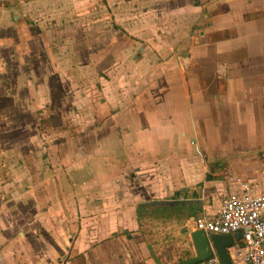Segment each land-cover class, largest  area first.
I'll return each instance as SVG.
<instances>
[{
  "label": "crops",
  "instance_id": "crops-1",
  "mask_svg": "<svg viewBox=\"0 0 264 264\" xmlns=\"http://www.w3.org/2000/svg\"><path fill=\"white\" fill-rule=\"evenodd\" d=\"M8 2L4 14L50 4V14L34 16L79 19L51 31L82 28L83 48L99 51L90 61L99 73L91 85L78 79L85 73L74 61H66L73 67L63 76L59 63L51 75L25 70L12 82L0 70V99L8 102L0 110V177L7 178L0 186V264H155L136 209L173 199L197 206V218L215 215L220 202L209 209L204 147L219 149L223 130L234 145L262 142L242 131L264 129V0ZM41 109L40 132L34 114ZM14 114L32 116L22 140L9 138L10 130H27L23 122L10 126ZM16 162L20 169L12 168ZM249 178L232 175L228 188L215 186L230 194L243 182L250 194H264V181ZM189 222V230L180 228L187 236L195 231ZM187 246L172 264L193 257L189 238Z\"/></svg>",
  "mask_w": 264,
  "mask_h": 264
},
{
  "label": "rangeland",
  "instance_id": "rangeland-1",
  "mask_svg": "<svg viewBox=\"0 0 264 264\" xmlns=\"http://www.w3.org/2000/svg\"><path fill=\"white\" fill-rule=\"evenodd\" d=\"M8 4V0H0V28L3 26L10 27L7 31L0 33V60H10L8 67L1 65L0 70L3 69V71H5L4 69H6L5 74L8 77V80H11L12 82L13 77L20 79L25 70L30 71V74L33 73V71H36L38 75L47 71L51 75L52 69L54 68L52 63H54V65L59 63V66L57 64L58 73L63 76L67 72L65 67H68V65L73 67L71 62L66 65V61H74V64L78 66L79 69H84L85 74H83L84 76H80L78 78L79 80H87L88 82L94 80V77L99 73V70L97 69V66L91 65L90 61L97 58V56H94V53L97 54L99 51L90 49L86 50L83 48L84 34L82 33V28L80 29L82 32H80L77 28L72 27V35L65 31L57 32L55 34L51 31L53 24L58 25L61 23V25L64 26L66 24L78 22L79 19L73 20L67 17H59V21L57 18L49 16H34L35 14L40 13L50 14V4L45 6L42 5L40 7L34 6L33 9H30L28 12L32 15L31 17H28L26 10H21V8H17L15 11L12 8L11 12L4 14L3 9L1 8H6ZM64 12L65 11H63V13ZM22 13H26V15L23 16ZM13 16L17 17L14 21ZM83 20L85 22L88 21V19L84 18ZM80 21H82V19H80ZM91 21H100V18ZM76 31L77 33H74ZM95 35L97 38L100 36L99 34ZM195 35L196 38L201 36L197 35V33L190 34V36ZM18 57H25L28 61V65L16 66L14 60H17ZM51 59L54 61L51 62ZM85 61H89L91 66L88 67L86 64L80 65L81 62L84 63ZM54 73H57L55 69ZM14 74L15 76H13ZM2 77V71H0V79ZM45 81L48 83L44 86L48 89L56 88V85L52 82L53 80ZM88 84L92 85V82ZM52 103H54L55 107L60 108L61 113L63 111L67 112V108L62 110V106L60 107L58 105L56 99L52 101ZM7 106L8 102L4 99H0V110ZM40 112L39 113L42 114V116H39L38 113L34 115L36 123L39 125V131L41 132V128H46V124H44L45 119L43 120V117L45 118L46 114H43L44 112L42 109ZM62 114L65 115L64 113ZM0 116H2L1 113ZM67 116H69V114H67ZM55 117L51 114L49 121L53 122V118ZM69 121L70 118L68 122ZM21 122L25 123L27 128L25 134L19 132L17 129L10 130L11 134L9 132V138L13 140H22L24 136L27 137L31 133L28 128L32 124V116L30 114H26L25 116H17L14 114V117H12V120L10 121V126L19 127ZM68 124L70 125L71 122ZM64 125L67 126L66 123H64ZM219 133L220 136L221 133H225L227 136L224 139H221L222 144H220L221 147H219V149L217 148V145L204 147V154L209 155V161H204V164H207V171L204 178H208L206 182H211L213 185L212 197L209 196L207 198L210 210L215 208L216 204L221 202L222 199L229 194L228 190L225 193L221 191V194H219L218 186L215 185L221 183L224 188H228L230 185L229 182H231L229 179L232 175L245 176L248 177V179H250L249 177H253L254 179H261L264 181V129L251 130L249 132L242 131L243 135H247V133L249 134L246 138H249L250 141L253 139L256 141H262L256 145H234L229 138L231 136L229 130H223V132ZM1 137L2 135L0 134V138ZM223 140H226L227 143H229L230 148H226L227 145ZM21 164V162H16L12 168L20 169ZM0 168H2L1 164ZM6 181V177H0V186L4 185ZM197 192L200 194L199 190H197ZM178 203L182 204L183 202H177L176 200L170 199L165 202L159 201L152 203V205L144 207V210L140 212L139 216L138 232L144 238V244L150 245L156 253H159L163 260V264H172V262H177L183 258L186 255V248L188 247V232L181 231L180 228H190V225L192 224L190 222L186 223L188 219L187 210H178ZM142 249L143 251L145 250V248Z\"/></svg>",
  "mask_w": 264,
  "mask_h": 264
},
{
  "label": "built area",
  "instance_id": "built-area-1",
  "mask_svg": "<svg viewBox=\"0 0 264 264\" xmlns=\"http://www.w3.org/2000/svg\"><path fill=\"white\" fill-rule=\"evenodd\" d=\"M237 184L238 191L222 199L215 215L193 220L194 230L227 235L233 242L239 234L241 244L228 249L230 262L264 264V194L252 195L246 183ZM215 263L216 257H210L197 264Z\"/></svg>",
  "mask_w": 264,
  "mask_h": 264
},
{
  "label": "water",
  "instance_id": "water-1",
  "mask_svg": "<svg viewBox=\"0 0 264 264\" xmlns=\"http://www.w3.org/2000/svg\"><path fill=\"white\" fill-rule=\"evenodd\" d=\"M200 204V201L198 202ZM189 239L193 248V257L180 261L177 264H197L210 257L212 254L217 258L219 264H230L228 258V249L232 247L233 240L227 235L206 234L203 231H193L189 233ZM240 235H235V240ZM147 250L155 264H160L151 247L148 245Z\"/></svg>",
  "mask_w": 264,
  "mask_h": 264
},
{
  "label": "trees",
  "instance_id": "trees-1",
  "mask_svg": "<svg viewBox=\"0 0 264 264\" xmlns=\"http://www.w3.org/2000/svg\"><path fill=\"white\" fill-rule=\"evenodd\" d=\"M179 194L180 193H176L175 195L172 196V198H177ZM178 204H179L178 205V210L179 209H186L188 217H191L193 220H195L197 218L196 215L199 212V209L197 208V206L192 205L190 203H188V204H184V203L180 204V203H178ZM141 211H143L142 207H139L138 209H136V218L139 219V215H140ZM235 244H241L240 239H237L235 241Z\"/></svg>",
  "mask_w": 264,
  "mask_h": 264
}]
</instances>
